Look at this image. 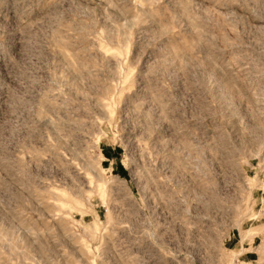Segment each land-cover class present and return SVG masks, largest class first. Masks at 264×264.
I'll use <instances>...</instances> for the list:
<instances>
[{
    "label": "rangeland",
    "instance_id": "374dc122",
    "mask_svg": "<svg viewBox=\"0 0 264 264\" xmlns=\"http://www.w3.org/2000/svg\"><path fill=\"white\" fill-rule=\"evenodd\" d=\"M0 264H264V0H0Z\"/></svg>",
    "mask_w": 264,
    "mask_h": 264
}]
</instances>
